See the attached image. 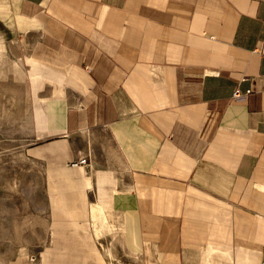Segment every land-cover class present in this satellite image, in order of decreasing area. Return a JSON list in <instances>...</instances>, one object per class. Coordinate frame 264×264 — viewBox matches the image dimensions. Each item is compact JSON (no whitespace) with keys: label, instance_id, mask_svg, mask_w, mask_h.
I'll return each mask as SVG.
<instances>
[{"label":"crops","instance_id":"0c3cea01","mask_svg":"<svg viewBox=\"0 0 264 264\" xmlns=\"http://www.w3.org/2000/svg\"><path fill=\"white\" fill-rule=\"evenodd\" d=\"M0 32L45 80L54 209L157 264H264V0H0Z\"/></svg>","mask_w":264,"mask_h":264},{"label":"rangeland","instance_id":"374dc122","mask_svg":"<svg viewBox=\"0 0 264 264\" xmlns=\"http://www.w3.org/2000/svg\"><path fill=\"white\" fill-rule=\"evenodd\" d=\"M27 57L23 39L0 32V264H99L98 256L101 264H157L140 248L129 252L101 218L86 221L66 216L69 206H52L46 183L56 163L44 149L45 80ZM226 259L213 248L205 250L202 264L231 263Z\"/></svg>","mask_w":264,"mask_h":264},{"label":"bare ground","instance_id":"6f19581e","mask_svg":"<svg viewBox=\"0 0 264 264\" xmlns=\"http://www.w3.org/2000/svg\"><path fill=\"white\" fill-rule=\"evenodd\" d=\"M60 169L62 170V171H64V172H66V175H70V172L69 171H71L69 168H67V167H60ZM66 175H64V176H66ZM65 198V197H64ZM69 209V211H70V214L72 213V212H74L75 210H72V208L71 207H69L68 208ZM73 209H76V210H78V208L77 207H75V208H73ZM78 212V211H77ZM79 213V212H78ZM68 215V216H71L72 217V215ZM91 214H92V218L93 219H95L96 217H98V216H102V209H99V208H96V209H94V208H92L91 209ZM67 215V214H66Z\"/></svg>","mask_w":264,"mask_h":264},{"label":"built area","instance_id":"2783aa9c","mask_svg":"<svg viewBox=\"0 0 264 264\" xmlns=\"http://www.w3.org/2000/svg\"><path fill=\"white\" fill-rule=\"evenodd\" d=\"M238 90H235V95H237ZM87 162V159L85 157L79 158L75 163H72V165L79 166L83 165Z\"/></svg>","mask_w":264,"mask_h":264}]
</instances>
